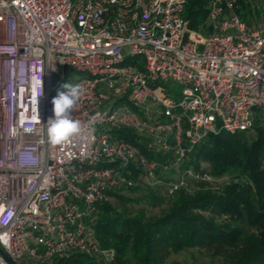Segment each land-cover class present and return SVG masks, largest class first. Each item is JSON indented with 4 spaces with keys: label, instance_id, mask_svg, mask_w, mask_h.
<instances>
[{
    "label": "built area",
    "instance_id": "obj_1",
    "mask_svg": "<svg viewBox=\"0 0 264 264\" xmlns=\"http://www.w3.org/2000/svg\"><path fill=\"white\" fill-rule=\"evenodd\" d=\"M186 4L0 0V245L17 264L113 258L91 223L99 204L143 180L169 195L210 181L184 167L190 155L264 117V2L252 25L235 0H210L199 31ZM67 82L83 89L70 113L80 131L52 145V99ZM0 264L12 262L0 253Z\"/></svg>",
    "mask_w": 264,
    "mask_h": 264
},
{
    "label": "trees",
    "instance_id": "obj_2",
    "mask_svg": "<svg viewBox=\"0 0 264 264\" xmlns=\"http://www.w3.org/2000/svg\"><path fill=\"white\" fill-rule=\"evenodd\" d=\"M209 1L187 0L184 17L191 29L205 26ZM235 2L243 19L256 14L252 0ZM121 133L148 152L132 132ZM203 162L214 177L229 179L220 186L200 181L194 191L180 189L159 214L132 213L126 207L132 199L122 193H112L125 204L122 209L111 201L99 204L91 223L101 246L114 250L113 259L70 252L33 264H182L169 259L189 249L205 250L209 264H264V117L252 130L211 135L184 167L202 170ZM145 197L153 205L165 202L153 189Z\"/></svg>",
    "mask_w": 264,
    "mask_h": 264
},
{
    "label": "rangeland",
    "instance_id": "obj_3",
    "mask_svg": "<svg viewBox=\"0 0 264 264\" xmlns=\"http://www.w3.org/2000/svg\"><path fill=\"white\" fill-rule=\"evenodd\" d=\"M263 2L264 0H252V7L254 8V10H256V14L253 17H248V19L246 20L248 23L252 25H258L261 22V7ZM80 76H83V73H80ZM165 85L168 89L172 90L173 94H177L178 98L182 97V87L178 83L168 81L165 83ZM202 169L204 171H208L211 174L212 179L210 180V182H212L211 184L214 186H220L223 182L229 179V176H225L222 178L214 177L209 165L206 162L202 163ZM181 174L182 173H179V175ZM175 175L178 174L176 173ZM189 185L190 187L187 190L194 191L198 187V182L193 179H189ZM135 188L136 189L134 190L131 188L126 190L125 192H122V194H125L126 196L132 199L131 202L126 204V207H128V209L132 213H138L140 212V210H145L148 215L159 214L164 208L167 207L168 203L166 201H168L172 197V195L168 194L167 185L164 182L162 184L149 185L148 182L143 180L139 184H137ZM150 189H153L155 191L156 196L165 200L162 205H153L150 199H147L145 197V195L149 192ZM111 202L119 209H122L125 205L123 203L118 202L116 198H112ZM101 259L108 261L113 258ZM169 261H177L182 264H209L212 261V257L205 250L189 249L179 254H172Z\"/></svg>",
    "mask_w": 264,
    "mask_h": 264
},
{
    "label": "clouds",
    "instance_id": "obj_4",
    "mask_svg": "<svg viewBox=\"0 0 264 264\" xmlns=\"http://www.w3.org/2000/svg\"><path fill=\"white\" fill-rule=\"evenodd\" d=\"M61 88L52 99L53 116L48 120V140L52 145L61 144L80 131L79 121L70 119V113L83 89L81 85L70 82L64 83Z\"/></svg>",
    "mask_w": 264,
    "mask_h": 264
},
{
    "label": "water",
    "instance_id": "obj_5",
    "mask_svg": "<svg viewBox=\"0 0 264 264\" xmlns=\"http://www.w3.org/2000/svg\"><path fill=\"white\" fill-rule=\"evenodd\" d=\"M0 253L3 255V256H5V257H7L11 262H12V264H17L16 262H14L7 254H6V252L4 251V249L1 247V245H0Z\"/></svg>",
    "mask_w": 264,
    "mask_h": 264
}]
</instances>
